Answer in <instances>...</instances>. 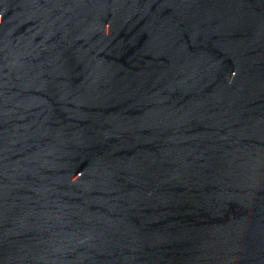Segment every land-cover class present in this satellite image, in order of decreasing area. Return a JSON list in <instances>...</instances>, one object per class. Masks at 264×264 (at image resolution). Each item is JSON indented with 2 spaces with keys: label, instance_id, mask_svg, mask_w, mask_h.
Returning a JSON list of instances; mask_svg holds the SVG:
<instances>
[{
  "label": "water",
  "instance_id": "obj_1",
  "mask_svg": "<svg viewBox=\"0 0 264 264\" xmlns=\"http://www.w3.org/2000/svg\"><path fill=\"white\" fill-rule=\"evenodd\" d=\"M0 264H264V0H0Z\"/></svg>",
  "mask_w": 264,
  "mask_h": 264
}]
</instances>
